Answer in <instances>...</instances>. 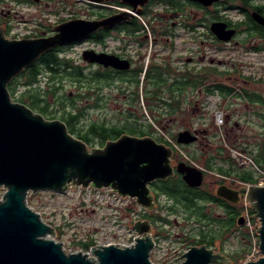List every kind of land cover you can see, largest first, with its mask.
<instances>
[{
	"label": "flooded vegetation",
	"instance_id": "obj_1",
	"mask_svg": "<svg viewBox=\"0 0 264 264\" xmlns=\"http://www.w3.org/2000/svg\"><path fill=\"white\" fill-rule=\"evenodd\" d=\"M52 1H57L59 6L53 12V16L58 17L52 25L50 22L45 25L38 22L39 24L35 23L33 26L24 23L27 30L22 31L20 29L23 28V25L20 21H16L17 7L29 8L48 2V0H0V29L4 38L9 40L34 39L55 34L56 26L72 19L101 23L95 31L87 36L50 50L59 57V54L66 48L82 43L84 44L83 51L91 50L96 54L112 55L117 59L113 60L115 65H111L110 59L99 55L103 62H90L83 58L82 51L81 59L84 63L81 67L74 66L66 59L69 62V69L58 66L55 72H51L47 68L50 73L60 72V69L61 71L79 70L82 75L85 72L86 76L96 79L97 82L92 84L91 91L88 90L89 83L84 85L83 108H88L87 103L90 100H93L92 105L101 100V91L107 86L103 82L106 77H112L113 85L117 91L116 96L123 97L128 102L127 105L123 104L124 108L135 109L139 97L141 99L140 105L144 115L138 116L136 111H131L129 115L131 117L148 122L151 119L159 123H175L184 113L191 110L194 119L197 120L196 123L199 124V127L193 131L197 139L191 143L197 145L198 156H202L207 147H212L214 136L209 131L212 129L211 110L212 106L217 105L212 99L213 97L225 98L229 105L244 104L242 111L235 116L226 112L225 129L227 134L236 133L239 136L245 134L244 132L249 126L259 124L254 119L260 122L261 127H264V24L258 23L252 15L253 12H256L264 20V0H216L210 4H203L197 0H77L73 4L78 3V8L82 11L66 14H62L61 11H66V3L70 5V0ZM9 2L14 4L10 5ZM232 12L234 14H231ZM213 23L223 24L224 31H230L231 36L227 39H220L211 28ZM30 27L31 29L28 30ZM255 66L257 67L255 68ZM233 81H237L238 84H234ZM254 86L257 89H253ZM143 90L144 94L142 95ZM187 91L195 93L192 108H190L189 99L186 104L184 102V106L182 105L184 93ZM223 91H226L225 94H222ZM174 94H177L179 100L176 112L170 116V107L173 106L170 102ZM192 95L194 96V94ZM74 109L77 110L76 104L71 106L70 112L65 113V115L77 114L72 122H68V125H76L78 118L83 114V110L81 113H77V111L74 113ZM49 110L55 111L56 108L49 107L42 112H49ZM128 123L135 124L137 122L134 119ZM227 123L230 127L226 126ZM118 127L123 132L121 135L136 136L134 133L128 132L126 125ZM160 139H157L158 143L163 142V139ZM241 145L253 154H258L261 151L257 142H250V144L242 142ZM254 150L255 152H253ZM170 159L173 164L178 162V156L173 152ZM175 177L179 178L178 181L187 187L192 188L175 171L168 178ZM161 181L163 180L149 183L155 208L148 210L138 205L142 210V215L138 219L150 222V236L154 243L150 255L151 252L157 251L160 230L166 226V223H162V219L165 217L158 213L161 206L159 197L165 194L155 187V185H161ZM213 195L216 196L215 192L207 191L202 198H192L191 196L186 198L209 204L208 213L210 214L211 206H217ZM165 197L186 209L181 204L182 202L176 203L175 198L178 196L171 198L166 194ZM218 198L224 200L229 206L242 203L241 196L236 203L221 197ZM188 212H191V209H188ZM241 213L242 211L239 216ZM209 214L201 217L202 231L199 234L184 228L182 235L176 236L179 239L177 242L183 245L181 248L185 247L187 243L186 249L183 248L179 257L165 251L162 252L160 260L165 263H170L173 259L183 260L184 252L191 246L199 244L198 240L202 238V233L208 230L214 235L212 231V228L215 227V225L212 226L214 220ZM238 226L243 228V225ZM194 236L197 237L196 241L190 239ZM213 248H216V252L221 255L224 254L217 247ZM175 252H179V249Z\"/></svg>",
	"mask_w": 264,
	"mask_h": 264
},
{
	"label": "water",
	"instance_id": "obj_2",
	"mask_svg": "<svg viewBox=\"0 0 264 264\" xmlns=\"http://www.w3.org/2000/svg\"><path fill=\"white\" fill-rule=\"evenodd\" d=\"M210 4L216 0H197ZM253 18L264 24L253 12ZM101 23L72 19L54 28L55 34L34 39H6L0 29V264H154L150 251L154 243L150 222L136 221L133 243L126 246L106 244L87 252H66L63 243L52 238L54 228L27 203L29 193L64 192L68 187L110 188L122 197H130L148 210L155 208L149 183L165 180L177 172L190 187H199L203 173L179 162L173 166L171 149L151 136L123 134L107 140L103 147L89 150L84 141L73 137L65 122L45 119L28 105L12 100L7 85L24 69L55 47L79 40L95 31ZM104 24V22H103ZM223 24L211 28L220 39L231 36ZM216 30V31H215ZM117 60L112 55L83 51L90 62H103L100 56ZM111 61V62H110ZM108 64V63H105ZM197 136L189 130L176 134L182 145L193 143ZM216 196L236 203L246 196L259 220V250L262 256L246 264H264V187L233 189L220 185ZM243 224L242 217L237 219ZM180 264H229V259L205 245L191 246Z\"/></svg>",
	"mask_w": 264,
	"mask_h": 264
},
{
	"label": "rangeland",
	"instance_id": "obj_3",
	"mask_svg": "<svg viewBox=\"0 0 264 264\" xmlns=\"http://www.w3.org/2000/svg\"><path fill=\"white\" fill-rule=\"evenodd\" d=\"M70 1V5L66 3V11H61V13H80L82 9L78 8V3L73 4V2L77 0ZM9 3L10 5L14 4L13 2ZM58 8L59 6L57 1L53 2L52 0H48V2H43L29 8L18 6L16 21H20L23 25V28L20 29L22 31L27 30V28L24 26V23L26 25L33 26V24L38 22H40L42 25L50 22V25H52L54 20L58 17H54L53 12ZM231 14H234V12H232ZM16 21L13 20L14 23H16ZM30 29L31 27L28 30ZM83 47L84 44L82 43L75 44L72 47L66 48L64 52L59 54V57L69 60L74 66L81 67V65H83L84 63V61L81 59V52L83 51ZM41 65L44 66L43 63ZM256 67L257 66H255V68ZM44 69L47 70V67H44ZM52 75L55 76L50 78ZM76 78V76L73 77L68 74V71H61V69L60 72H57L55 74L43 70L41 75L38 77V80H36L37 82L30 83V85L28 86L26 84V79L24 76L15 79V82L12 84L14 92L12 93V95H10L13 101L24 103L30 106L29 104H31L32 102V94L36 93L37 91L40 93H44L53 85L58 88L60 87V89L52 96H47L46 100L43 101L35 100V105L33 107H30L37 113H40L46 119L56 118L65 122L62 116H67L65 115V113L70 112L72 106L65 97L74 96L78 94V92H81L83 95H85L84 85L89 83L90 87L88 90L91 91L90 89L92 88V84L97 82L96 79H92L93 77L86 76L85 72L81 76V84L79 80L76 81ZM233 82L234 84H238L237 81ZM103 83L105 86H107L102 89L101 100H99L98 102H94L95 105H92L93 100L90 99L97 98L89 99L90 101L87 103V109L83 108L85 97L78 98L75 101L77 110H83V114L78 118L76 125H68L69 127L67 128V130L73 137L78 138V134L85 132L87 130L86 126L92 123L102 124L105 126L126 125V128L128 130L129 128L135 130L134 135H149L154 137L156 140L160 138L163 139L164 137L172 138V135H175L177 132L185 129L193 132L195 128L199 127V124L196 123L197 120L194 119L191 110H188L186 113H184V115L181 116L178 122L165 125V130L160 129V126H156L157 124L155 123V121H153L155 124H151L147 120L141 121L139 118L131 117L129 116L131 111H136L138 116L144 115L143 108L140 105V97L137 102V106L135 105V109L130 110L129 108H124L123 104L127 105L128 102L123 97L118 98L116 96L117 91L113 85L112 77H106ZM81 85L82 88L78 89V86ZM253 89H257V87L254 86ZM143 94L144 90L142 91V95ZM192 94H194V96ZM188 99V102L191 103L190 108H192V103L195 100V93H191L190 91L184 93V100L182 104L183 106L184 102L186 104V101ZM212 99L217 103V105H225L226 112H228V114L232 116L239 114L243 109L244 104L241 103H233L232 105H229L227 104L225 98L219 99L217 96L213 97ZM45 101H47L49 104L47 108L55 107L56 110H49V112L45 113L42 112L41 107H43ZM77 110L74 109L75 112ZM147 112L151 116L149 110H147ZM185 114L188 120L186 119L184 122L180 123L181 119L185 117ZM134 119L137 123H128L130 121H133ZM254 121H257L259 124H256V126H249V128L244 132L245 134H241L240 136L236 133L227 134L226 132L224 134V139L227 144L237 147L239 145L242 146V142L248 144H250V142H257L260 149L262 150V147H264V127H261V124L257 119H254ZM149 123L152 125L151 127H149ZM226 126L230 127L228 123ZM211 127L212 129L209 131H211L212 136H214V138L212 139L211 149H208L207 152H204L202 156H198L197 145L190 144L183 147L184 152H186L187 155H189L194 161H196L198 165L200 164L202 166H205L204 164H202L204 163V160H202L203 158H206L208 156L213 157L211 159L212 171H220L218 168L221 167L223 170H227L235 174L237 172H242L240 168L236 167V164L233 161H231L232 163H230L229 161L221 160L223 157L229 156V154L226 148H223L224 141L221 137L218 136L217 128L213 124L212 118ZM137 131H144L145 134L141 135ZM103 145L104 144L101 143L97 137L92 136L91 142L87 144V148L91 150L92 148H100ZM217 147L222 149L221 155L218 154L217 151L219 150H217ZM253 152H255V150ZM249 154L253 156V153L249 152ZM223 184H226L233 189H236L237 187L239 188L238 184L234 186L236 188L227 183ZM219 185L220 184L218 178L206 172L204 174V180L202 185L200 186V189L204 191L215 192ZM183 187L185 188V185ZM3 192L4 189L0 187V198ZM27 203L34 211L40 214L42 220L45 223H48L54 228L55 232L52 238L62 242L66 252L81 250L79 248V242L88 241L89 239L94 240V248L104 244L108 245L109 243L118 244L119 246L129 245L134 235H136L135 231L132 229L133 223L140 217V215H142L141 208L133 198L127 196H119L109 188L94 189L92 187L82 188L79 186L78 188H75L74 186H71L68 187L64 192L38 191L36 193L28 194ZM159 203L161 204V206L158 213H161L166 218L162 222L163 224L166 223V226H163L160 230V239L157 241V251L153 253L151 252L150 259L154 264H179L182 261L181 259H173L170 263L161 261L160 258L163 254L162 252L168 251L179 257L181 252L183 251V248L184 250L186 249L187 243L185 244V247L181 248L183 245L177 242L179 239L176 236L182 235L184 228H186L187 230H191L196 234H199L200 231H202V223L200 222L201 219L199 220L196 215L188 212V209L186 207V209H184L182 205H176L175 203L171 202L165 197V195H160ZM201 205L203 207L202 211L205 214H209V204L201 203ZM238 205L240 206L242 204L239 203ZM170 206L171 208H169ZM211 209L212 210L209 214L211 219L216 220V218L222 219L225 217V211L222 207H219L218 205L216 207L211 206ZM254 221H258L257 218ZM214 225L215 227L212 228L213 233H215V230L219 229V225L215 221L212 222V226ZM243 228L246 227L243 226ZM196 238L197 237L194 236V239ZM221 238L214 239V241L210 245H208V242H205L202 244L199 243L197 246L205 245L207 248L211 249H214L213 247H217L220 252L224 253V256L226 254L225 257L228 259L233 252H240L242 250L243 239H241V232L240 230L237 231L235 227H232ZM178 249L179 252H175ZM85 252L92 256L91 249ZM92 260H96V258L93 257ZM230 260L229 264H238L240 262V258L236 259L235 261Z\"/></svg>",
	"mask_w": 264,
	"mask_h": 264
},
{
	"label": "trees",
	"instance_id": "obj_4",
	"mask_svg": "<svg viewBox=\"0 0 264 264\" xmlns=\"http://www.w3.org/2000/svg\"><path fill=\"white\" fill-rule=\"evenodd\" d=\"M44 64V66H42L41 64ZM69 62L65 59V58H61L58 57L57 55L53 54L52 51L47 52L46 54H44L42 57H40L36 62H34L31 66L27 67L26 69H24V71L20 74V76L15 77L13 80H11V82L7 85L8 90L10 92V94L12 95V93L14 92L12 84L15 82V79L24 76L26 79V84L27 86L30 85V83H36L38 80V77L41 75L42 71H47L46 69H44V67L48 68L51 72H55L56 67L58 66H64L65 68H68ZM55 74V73H53ZM68 74H70L73 77H77L76 81L79 80L80 84H81V76L82 73L77 70V71H68ZM55 75H52L50 78H52ZM25 84V83H24ZM81 86H78V89H81ZM60 89V87H55L54 85L51 86V88L47 91H45L44 93H40V92H36L34 94H32V102L31 104H29L31 107H33L36 103L35 100L37 101H43L46 100L47 96H52L55 92H57ZM226 91H223L222 94H225ZM193 93V92H192ZM67 99V101L70 103V105L75 106V101L78 98H83V94L81 92H78V94L68 97H65ZM172 101L170 102L173 106L170 107V116H172L175 112H176V105H178V98H177V94H174L171 97ZM23 100V99H20ZM46 102V103H45ZM43 107H41V110L44 111V109H47V106H49L48 102L45 101ZM81 110H77V113H81ZM169 112V110H168ZM75 113V111H74ZM77 116V114L75 115H67V116H62V118L65 120L67 128L68 126V122H72L74 120V118ZM188 120V118L183 117L180 121V123L184 122L185 120ZM157 125L156 126H160L159 128L162 130L166 129L165 125L171 124V122H167V123H159V122H155ZM152 125L149 123V127H151ZM186 130V129H185ZM128 132L130 133H135V130L132 128H129ZM139 132L141 135L145 134L144 131H137ZM123 132H121V128H119L116 125H112V126H105L102 124H96V123H92L88 126L87 130L85 132H82L80 134H78V139L84 141L86 144H88L89 142H91L92 136L97 137L101 143H105L107 140L109 139H116L117 137H119ZM225 133H226V129H225ZM172 138H176V134L172 135ZM229 137V136H228ZM159 141V140H157ZM187 146V145H185ZM240 146V145H239ZM184 147V146H183ZM242 150H246L245 147L241 146ZM212 147H207L206 151H208V149H211ZM219 151L218 154L221 155V151L222 149L217 147ZM204 154V153H203ZM227 157V158H226ZM254 159L264 168V147L262 148L261 151L255 154H253ZM213 157H206L204 160V163L206 164L207 167H211L212 166V162L211 159ZM221 160L223 161H229L231 162V159L229 158V156H225L223 157ZM204 164V165H205ZM211 166H209V165ZM220 170V172H225L227 174H230L229 171L227 170H223L221 167L218 168ZM242 172H237L232 173L233 175H235V177H237L240 180H249L252 181L253 180V176L251 173H246L243 170H241ZM177 177H179L177 175ZM171 178V179H166L161 181L162 184L161 185H155L156 189H159L161 191H163V194H167L168 197L174 198L173 196H178V198H175L176 203L182 202V204L188 208L191 209V213H193L194 215H196L198 217V219L200 220L201 217L205 216L204 212L202 211L203 207L201 205V202H197V200H193L192 198H202V196H204L206 194L207 191H204L202 189L199 188H189L187 187L184 183L178 181L179 178ZM177 178V179H176ZM180 182V183H179ZM219 183H223L222 181H219ZM185 185V188L183 187ZM182 196V197H181ZM191 196L192 198L190 200H188L186 197ZM214 196V195H213ZM216 204L220 207H222L225 211V217L220 219V218H216L212 219L214 220L216 223H218L219 225V229L215 230L214 235H212L211 233H209L208 230H206L204 233H202V238H199L198 243H205L208 242V245L212 244V242L214 241V239H219L221 238L227 231H229L232 227H235L237 229V231L240 230L241 232V239H243V248L240 252L235 251L232 253V255H230V259L232 261H235L238 258H242L244 256V254L248 251L249 249V245H250V236H249V232L245 229V228H240L237 225V218L240 215V211H242L243 206H239V205H231L229 206L224 200L218 198L217 196H214ZM171 208V206L169 207ZM251 209V214L254 213V210L252 208ZM166 218H163L162 220L164 221ZM167 222V221H166ZM191 240H195L194 237L190 238ZM95 245L94 240L93 239H89L88 241H80L79 242V248L82 251H88L89 249L93 248V246ZM248 245V246H246ZM238 257V258H236Z\"/></svg>",
	"mask_w": 264,
	"mask_h": 264
},
{
	"label": "built area",
	"instance_id": "obj_5",
	"mask_svg": "<svg viewBox=\"0 0 264 264\" xmlns=\"http://www.w3.org/2000/svg\"><path fill=\"white\" fill-rule=\"evenodd\" d=\"M225 117H226V110L224 107L221 106H215L212 109V118H213V123L215 124L217 128V133L219 134L220 137H224V124H225ZM169 145L179 154L180 159L192 166H195L196 168L201 169L202 171L205 172H210L213 173L203 166L198 165L193 159L187 155L186 152L181 148L180 145H178L174 140H172L170 137H165ZM226 149L229 152V155L231 159L234 160L236 165L238 167L244 168V169H250L253 171L255 174V182H244L238 179H234L230 176L220 174V173H213L220 179H224L226 181H232L235 182L238 185H243L244 187L248 188L250 186H258V187H264V169L261 168L254 160L253 158L243 150L239 148H234L232 146L226 145ZM248 201L243 198V205L244 209L242 211V217L244 219V226L249 232L250 236V247L243 257L242 260L238 264H246L249 261H254L257 260L260 256V250H259V237L257 233V226L258 222L253 221V217L251 212L248 209Z\"/></svg>",
	"mask_w": 264,
	"mask_h": 264
},
{
	"label": "bare ground",
	"instance_id": "obj_6",
	"mask_svg": "<svg viewBox=\"0 0 264 264\" xmlns=\"http://www.w3.org/2000/svg\"><path fill=\"white\" fill-rule=\"evenodd\" d=\"M248 201V200H247ZM248 203H249V201H248ZM256 261V260H255Z\"/></svg>",
	"mask_w": 264,
	"mask_h": 264
}]
</instances>
